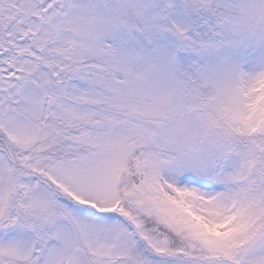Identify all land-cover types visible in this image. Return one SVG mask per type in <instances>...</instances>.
I'll list each match as a JSON object with an SVG mask.
<instances>
[{
    "label": "snow or ice",
    "instance_id": "obj_1",
    "mask_svg": "<svg viewBox=\"0 0 264 264\" xmlns=\"http://www.w3.org/2000/svg\"><path fill=\"white\" fill-rule=\"evenodd\" d=\"M0 264H264V0H0Z\"/></svg>",
    "mask_w": 264,
    "mask_h": 264
}]
</instances>
